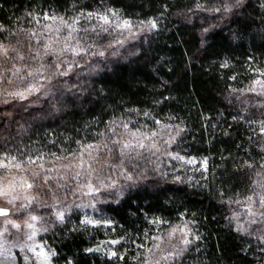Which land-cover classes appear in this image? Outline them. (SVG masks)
Here are the masks:
<instances>
[{
  "label": "trees",
  "instance_id": "16d2710c",
  "mask_svg": "<svg viewBox=\"0 0 264 264\" xmlns=\"http://www.w3.org/2000/svg\"><path fill=\"white\" fill-rule=\"evenodd\" d=\"M109 10L132 22L154 20L156 27L112 57L117 37L87 15ZM45 14L77 29L70 43L66 25L60 33L46 31ZM0 26V43L9 48L0 54V159L15 157L30 167L34 184H43L33 211L52 215L44 239L54 264H141L158 243L153 237L185 222L195 239L172 264H264V240L232 221L237 201L264 196V94L249 89L264 72V0H0ZM57 35L60 42L45 55L43 45ZM77 40L85 50L79 55L72 51ZM65 43L69 49L61 53ZM13 66L22 71L13 75ZM25 69L39 73L28 76ZM47 80L48 96L38 103L14 95L32 84L34 102ZM122 123L132 131L181 130L171 153L205 159L206 170L185 169L164 155L167 147L158 153L146 145L121 156L114 141L128 138ZM82 152L91 168L65 170L63 163ZM96 163L118 173L94 171ZM88 177L118 181L93 196L99 225L81 223V210L71 205L72 189ZM57 203L67 207L63 220L55 219Z\"/></svg>",
  "mask_w": 264,
  "mask_h": 264
},
{
  "label": "rangeland",
  "instance_id": "374dc122",
  "mask_svg": "<svg viewBox=\"0 0 264 264\" xmlns=\"http://www.w3.org/2000/svg\"><path fill=\"white\" fill-rule=\"evenodd\" d=\"M118 16V15H117ZM119 19L122 21L124 18H121L118 16ZM58 19L53 21L51 19L46 20L47 26L45 27L46 31L52 32L55 28L65 25L61 24L59 17ZM110 20L112 23L110 25H107L105 28L109 30L111 33H113L117 37V41L113 43L111 46V49L109 51L111 52V56H116L120 50H122L123 47H126L130 43L136 42L138 40V37L141 36L143 33L153 29L151 26L146 23H139V22H132L131 21V27L130 28H117L115 26L116 19L109 15ZM64 20V18H63ZM128 20V19H127ZM66 24L69 23L68 20H64ZM101 23L103 21L99 20ZM78 39V37H75ZM67 43H70L68 41H65ZM64 47V46H63ZM79 51V47H78ZM108 52H104V55H107ZM262 71V69H260ZM258 75L256 81H261L262 83H252L251 87H249L250 90H252L254 93L258 94H264V72H261ZM51 84L50 80H47L44 82V85L42 88H40V91L38 94L35 95L36 101H31L29 98L36 93V90L32 91H25L24 98L22 100L24 102H28L29 104L38 103L41 99H45L48 96V89L49 85ZM36 89V88H34ZM39 90V89H38ZM7 95V94H6ZM9 98L13 97V93L8 95ZM11 99H6V103L10 102ZM4 102V101H3ZM177 132H174L171 127L165 126L162 128V132L157 135V138L155 137V141L159 147H157L159 150L155 148V152L161 151V148L167 147L168 149L164 151V155L169 156L172 158V156L168 155V153H171V147L175 143V140L177 138ZM172 137H175V140H172ZM132 138L128 135V138L126 141L131 140ZM135 143V141H132ZM145 145H151L152 141L147 140L144 141ZM139 150H143L144 148H137ZM173 155H177L175 153H172ZM188 159H193L194 163H187L186 161ZM180 162V164H183L187 169L190 168L191 172L194 171H201L205 168L204 161L205 159H196L194 157H185V160H177ZM0 162H3L5 164H8V167H0V185L7 186L9 182H13L16 187L14 191H11L8 196H2L0 195V207L6 208L8 210L7 216H0V232H3V235L0 236V244H3L5 248L11 249L12 256L11 258H8L4 255H0V264H54L53 262V253L52 249L50 248L48 242L44 239V233L47 231L46 226L49 225L48 220H50V217L52 215H40L39 212L33 211V207H36L40 201L39 194L37 192V188L43 187V184L36 185L34 184L33 180L31 179V169L28 166H23L22 169H17L13 167V164L16 163L11 160H6L4 158L0 159ZM78 164V159H70L68 161H65L63 163V167L65 170L70 169L74 167L73 165ZM109 163H96V166L92 168L94 171H103L108 173H118L116 171L115 167H112L111 165H108ZM105 168H104V167ZM81 169L78 166V171H81ZM89 169V168H88ZM120 175H116L115 177H119ZM114 181H109L108 183L102 182L100 184L93 182V179L88 177L87 180H82L81 185H78L75 189H72V202L71 205L76 210H81V213L84 216V220H93L97 221L95 219V208H94V200L93 196L100 191L103 190V188H110L116 185L117 180L113 179ZM22 181H26L27 183L32 184L33 186L31 188L27 187V184H22ZM88 183L92 184V189H89L87 187ZM50 192L57 193L60 189L59 183H56L53 186H50ZM58 187V188H56ZM45 191L48 192V190L45 189ZM14 198V199H13ZM12 199V203L9 204L8 200ZM23 206V207H22ZM55 219L58 218V213H63V218L65 217V211L67 207L64 205V203H57L55 206ZM38 208V207H37ZM251 209L255 215H249L248 209ZM238 215V219H237ZM31 216H36V220H32ZM60 220V219H59ZM9 221L14 222L15 224L20 225V227L14 228L12 226V223H9ZM232 221L234 222L236 228L238 229V226H242L243 229H246V231H241L244 234L253 237L255 239L264 240V207H261L260 202L256 200H252L249 202L248 200H243L238 203L237 210L232 215ZM254 221V222H253ZM32 224L33 228H29L27 225ZM46 225V226H45ZM176 229V231L173 233L172 230ZM35 230V234L33 235V231ZM185 232H187V239H189L192 243V241L195 239L194 231L192 230L191 225L188 222L174 225L172 228H170L168 234L166 236H160L162 237V243L159 249L153 248L154 256H152V259H160L162 255H167L169 252H176L180 249H184L177 257L169 256L167 261L161 260V264H172L176 258H178L180 255L183 254V252L189 247V245L185 246L182 244V240L185 238ZM170 233L172 234L170 237ZM29 236H31V239H29ZM31 249V250H30ZM43 250L46 255H48V261H44V257L38 256L37 254ZM25 257L27 259H25Z\"/></svg>",
  "mask_w": 264,
  "mask_h": 264
},
{
  "label": "snow or ice",
  "instance_id": "6c2138e0",
  "mask_svg": "<svg viewBox=\"0 0 264 264\" xmlns=\"http://www.w3.org/2000/svg\"><path fill=\"white\" fill-rule=\"evenodd\" d=\"M239 2H240V0H237V4H239ZM229 10L230 9L226 6L225 7V11H229ZM109 11L111 13V16L113 18H115L116 21H117L116 24H115V26L117 28H130L131 27V21L130 20L124 19V20L121 21L119 19V17L117 16V13L114 10H109ZM87 15H88L89 18H91L93 15H96L98 17V19L101 20V21H103V23L105 25H110L112 23V21L109 18V15H107V14H103L102 15V14H99V13L89 12ZM44 19L45 20L51 19V20L55 21L58 18L55 15L49 16L48 14H45ZM59 20H60V23L61 24H65L70 29L68 35L66 37H64V40L65 41L71 40L72 39V32L77 31V29L73 28L71 25H67L66 22L63 20L62 17H60ZM76 22H78V21H76ZM141 23H143V22H141ZM147 23L151 26V28H155L156 27V23H155L154 20H149ZM45 27H48V26L46 25ZM103 30L104 31H107L106 28L103 29ZM2 31H4V29H3L2 26H0V32H2ZM60 31H61V29L59 27H57V28L54 29V32L55 33H60ZM85 31H87V29H85ZM93 31H95V29H93ZM33 35H35V34H33ZM59 42H60V37L57 35L56 38H55V40H49L48 43H45L43 45L45 55H48L49 52L52 51V48H51V45L52 44L59 43ZM37 43L39 44L40 41H37ZM79 44H80V42H79V40H77V46L78 47H79ZM109 46H111V45H109ZM68 49H69V45L67 43H65L64 47H62L60 49V52L62 53L64 51H67ZM12 51H16V49L13 48ZM72 51H73V53L75 55H79L82 51H85V50L81 47V48H79V51L77 50V48H72ZM8 53H9V48L7 46H5L3 43H0V54H2L4 56H7ZM97 54L100 55V56H104V52L103 51H100ZM36 55H39V53H37ZM17 58L20 59V60H24V56L21 55V54H19V53H17ZM13 67L15 68V66H13ZM56 67H60V65H56ZM21 71H22V69L15 68V71L12 74L13 75H16V74L20 73ZM25 71L27 72V75L28 76H33L34 74L39 73V69H34V70L33 69H25ZM61 74L62 75H66L67 73L64 72V73H61ZM21 79H23V77H21ZM9 82H11V81H9ZM254 83H262V82L261 81H254ZM34 88H35V86L32 85V84H30L25 91H29L30 92V91L34 90ZM14 95H17V96H19L21 98H24V93L23 92H16V93H14ZM144 115L145 116H148L149 113L145 112ZM155 123L156 124H159L160 121L156 120ZM121 126L126 130V133L132 138L131 140H128V141H122V140L114 141V143L121 145V149H120L121 156H123L125 154V150H134V149H137V148H141V149L142 148H145L146 145H145L144 141H147V140H151L152 141L151 148H156L157 150H159L157 148V143L155 141V137L158 135V133L156 131L144 132L141 129H136L135 131H132L129 128V124L128 123H122ZM179 131H181V130H179V129L177 130V133H176L177 135H179ZM261 134H264V126H262V128H261ZM133 140L135 141V143L132 142ZM172 140L174 141L175 140V137H172ZM92 147H93L92 145H87L86 146L87 149H91ZM168 155L172 156V158L173 159H176V160H181V161L185 160V157L180 156L178 154L177 155H173L172 153L169 152ZM88 156L91 157V152L88 153ZM15 160H16L15 157H12L11 158V161H15ZM186 162L189 163V164H191V163H194V160L193 159H188ZM27 163H35V161L29 159L27 161ZM206 163L207 162L205 160L204 161L205 170H206ZM85 165H88V167L91 168L90 162L87 161V160H85L83 158V152H82L81 155H80V157L78 158V165H73V166H79L80 168H84ZM247 166L248 167H253V165H251V164H249ZM0 167H5L6 168V167H8V164H5L3 162H0ZM13 167H15L17 169H22L23 162L14 163L13 164ZM40 167L42 168L43 165H40ZM261 167L264 168V165H261ZM88 174L91 175V172H89ZM38 175H39L38 173H35V172L33 173V176H38ZM76 175L79 176L80 173L77 172ZM129 178H131V177H129ZM44 179H45V182H47V180L49 178L48 177H45ZM175 180L177 182H182L181 181V177L179 175H177L175 177ZM24 183L27 184V187L28 188H31L33 186L32 184L27 183L26 181H22V184H24ZM15 187H16V185L13 182H9V184L7 186L0 185V195H2V196H8L11 191H14L15 190ZM87 187L89 189H92V184L91 183H88ZM247 200L249 202H251L253 200V197L252 196H248L247 197ZM237 202L239 203V201H237ZM259 202H260L261 207H264V196H261L260 197ZM8 203L11 204L12 203V199H9L8 200ZM248 212H249V215H255V213H253L250 208L248 209ZM7 215H8V210L6 208L0 207V216H7ZM58 218L60 220H63V213L62 212L61 213H58ZM31 219L32 220H36L37 217L36 216H31ZM237 219H238V215H237ZM151 222L152 223H163L162 220H154V221H151ZM9 223H12V226L14 228H17L18 229L20 227V225L15 224L12 221H9ZM81 223L99 225L101 223V221H98V220L97 221L84 220ZM104 223H108V222L105 221ZM27 226L29 228H33V225L32 224H28ZM237 230L238 231H246V229H243L242 226H238V229ZM175 231H176V229H173L172 230L173 233ZM32 234L33 235L35 234V230L33 231ZM2 235H3V232H0V236H2ZM145 235H147V234H145ZM171 235L172 234L170 233V237H171ZM186 237H187V232H185V238L182 240V244L185 245V246H187V245H189L191 243V241L189 239H187ZM29 239H31V236H29ZM196 239H199V236H197ZM153 240L154 241H158V243L154 244V247L156 249H159L160 246H161V243L163 242L162 241V237L155 236V237H153ZM110 243L117 244V243H119V241L118 240H112V241H110ZM141 247H142V245H141ZM183 250L184 249H180V250H178L176 252H169L167 255H162L160 257V259H152L151 257L154 256L155 254L153 252V249L152 248H149L147 250L148 255H146L143 258L141 264H161V260L167 261L168 258H169V256L177 257ZM86 251H88V252H91V251H99V248H97V249L89 248ZM51 254L52 255H55V253H51ZM0 255H4V256H6L8 258H11V256H12L11 249L5 248L3 246V244H0ZM37 255L44 257V261L45 262L48 261V255H46L43 250H41ZM110 256H112V257H118L120 260H123L124 259L123 255H119L115 251L111 252L110 253ZM25 259H27V258L25 257ZM69 264H71L70 261H69Z\"/></svg>",
  "mask_w": 264,
  "mask_h": 264
}]
</instances>
